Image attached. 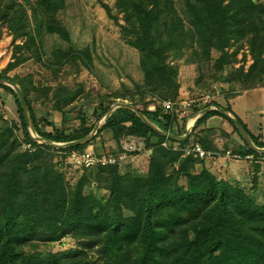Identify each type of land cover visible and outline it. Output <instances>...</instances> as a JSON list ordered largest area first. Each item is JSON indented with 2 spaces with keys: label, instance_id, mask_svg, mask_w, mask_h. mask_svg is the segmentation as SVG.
<instances>
[{
  "label": "trees",
  "instance_id": "trees-1",
  "mask_svg": "<svg viewBox=\"0 0 264 264\" xmlns=\"http://www.w3.org/2000/svg\"><path fill=\"white\" fill-rule=\"evenodd\" d=\"M91 1L103 14L104 27L137 51L141 79L131 87L121 83L119 90L93 94L84 92L79 84H37L32 73L10 76L9 71L28 60L41 63L54 76H63L69 63L76 71L78 61L90 69L91 58L56 17L65 0H0V27L6 28L12 44L11 60L0 69V79L20 87L41 137L54 142L83 138L118 99H127L164 132L170 133L178 124L175 134L182 136L185 114L178 109L163 112L161 103L180 99L177 68L168 57L176 60L184 50H193L196 59H191L200 62L209 61L211 52H216L211 65L212 79L218 80V73L238 61L237 54L246 45L251 62L244 67L243 52L241 64L231 73L238 90L227 98L264 86V0ZM47 36L54 42L49 48L44 46ZM0 88L13 98L18 115V120H7L0 112V264H92L88 251L105 264H264V201L254 197L264 153L252 150L218 110L205 111L190 136L177 141L154 132L132 110L116 107L90 140L55 148L28 137L16 92L8 85L0 84ZM81 95L78 127L47 131L41 126L49 123L46 117L37 118L32 109V103H49L47 107L60 112L66 122L69 105ZM145 98L149 100L145 102ZM150 103L155 104L153 110L147 109ZM212 103L216 104L200 105L204 108ZM88 105L93 109V122L84 110ZM200 105L192 104V111L197 112ZM224 109L238 120L256 147H264V140L254 137L229 105ZM211 115L225 118L240 143L225 140L219 149L214 130L196 131ZM105 132L115 147L102 143V153L93 152L118 154L123 152L121 142L126 137L141 139L143 150L129 153L125 159L147 151L144 173L123 172L122 161L89 166L94 171L81 167L86 169L70 191L56 169L54 152H62L64 157L73 151L81 153ZM194 144L211 155L185 154L184 148ZM229 146L241 157H226ZM219 159L250 162L251 174L242 173L249 176L250 191L235 181L237 175L231 174L227 180L217 174ZM93 175L94 187L90 183ZM64 237L75 239L79 246L62 259L50 250L38 249L40 244H63Z\"/></svg>",
  "mask_w": 264,
  "mask_h": 264
},
{
  "label": "rangeland",
  "instance_id": "rangeland-1",
  "mask_svg": "<svg viewBox=\"0 0 264 264\" xmlns=\"http://www.w3.org/2000/svg\"><path fill=\"white\" fill-rule=\"evenodd\" d=\"M177 8L178 6L176 3V9ZM178 12L180 13V16H183L181 11L178 10ZM56 17L68 28L72 41L79 48L89 52L91 58L90 69L85 67V65H83L80 61L77 63V66H79L81 71L79 76L76 77V80L82 81L84 83L85 89L91 86V88L95 90L98 84L97 77L101 79L102 83L108 82V84H111V88L116 81H120V77L128 80L141 77V72L138 68L137 51L122 43L120 39H116L110 28L104 27L103 20L105 19L103 18V14L91 0H65L64 9L60 10L56 14ZM0 30L1 69L7 64V62L11 60L12 44L11 36L8 34L6 28L3 26L0 27ZM19 42L20 40L15 41V43ZM53 44L54 42H52L51 38L47 36L45 38L44 46L49 48ZM246 51V45H244L243 49H240L237 54L238 61L233 62L231 65L225 67L222 72L218 73V80L212 79L214 70L211 64L213 59L216 57V52H211V59L209 61L202 62L191 59H196L192 56L193 50H184L182 56L176 60L172 59V56L169 55L168 61L173 63L177 68L176 78L179 82L178 97L181 100L184 99L189 101L191 98L197 99L199 97L201 98V96L209 95L211 98L214 97L217 102V97L227 101V99H229L227 96L233 94V91L236 92L238 90V83L231 80V73L233 72L234 68L241 64L240 62H242V53ZM250 62V56L247 55L246 52V60L243 62L244 67L246 68ZM74 67L75 66L70 63L68 66L66 65L68 72L74 71ZM91 70L92 72H89ZM15 72L20 75H26L32 72L33 80L37 84H50V81H48L47 78L54 77L56 80L51 82L52 86L56 85V83L60 81L64 84H71V82L68 81L72 78L71 75L67 76L68 73L63 76L61 74L54 76V74L44 68L41 63L35 62L33 60L24 62L21 64V66L9 71L8 74L12 76ZM71 81H73V79ZM239 98L240 104H242L246 100L247 95L243 93ZM249 103L254 104L255 102H253V99H251ZM258 103L260 105L264 104V102L260 100H258ZM0 104V112H2L3 118H6L7 120H18L16 105L13 101V98L7 97L5 94H3L1 88ZM190 109L191 107H189L188 110H185L184 113L186 118H188L187 125L188 123L191 125L193 123L192 120L195 118L194 116L198 115L195 114L192 116L194 111H191ZM18 134L21 136V133ZM235 136L239 141L240 138L236 133ZM27 146L28 145L24 143L22 147L25 148ZM54 155L55 157L53 158V161L56 164V169L58 172L63 174L66 187H68V189L71 191L76 180L80 174H82V170L86 168L79 167L74 161L70 160L67 155L65 157L64 155L62 156V152H54ZM147 159L148 152L145 151L139 155L128 157L127 161L126 159L123 160L121 162L122 164L120 165V168L123 172L134 171V173H144L147 167ZM262 159V171L259 175L257 190L254 193V197L257 198L258 202L264 201V158L262 157ZM95 169L96 168H91L93 171ZM217 171V174L220 175V177L227 180H230L229 175H237L239 180L235 181H238L240 185L246 187L247 191H250L251 181L249 180V176H246L245 174L242 175L243 172L247 171H249L251 174L252 170L249 161H246L245 163H235L232 160H222ZM95 182L96 178L93 175L90 182L92 187L96 185ZM60 242L63 244H40L38 249L50 250L56 253V257L58 259H62L79 246V242L71 237H64ZM25 249H29V247ZM87 258L93 262L92 264H105L104 260L98 259L91 251H88Z\"/></svg>",
  "mask_w": 264,
  "mask_h": 264
},
{
  "label": "crops",
  "instance_id": "crops-1",
  "mask_svg": "<svg viewBox=\"0 0 264 264\" xmlns=\"http://www.w3.org/2000/svg\"><path fill=\"white\" fill-rule=\"evenodd\" d=\"M19 66H21V65H19ZM79 69H78V71H76V66H75L74 71L68 72L67 76L71 75L72 76L71 80L73 79V81H71L69 79L68 82H71V84H66V85L76 87V85L79 84L82 87V90L84 92L91 91L93 94L96 92H104V90H106L107 88L112 89V90H119L121 83H124L128 87H131L133 82H140V79H141V77H139L137 79H133V80L129 79L128 80V79H124L123 77H120L121 82L116 81L115 84H113L112 88H111L110 87L111 84H108V82L102 83L101 79H99V77H97V81H98L97 88L95 90H93L91 88V86H89V88L85 89L84 83L82 81L76 80V77L79 76V73L81 71V69L80 70ZM89 72H92V70ZM15 73H17V72H15ZM30 73H32V72H30ZM127 77H128V75H127ZM47 80L50 81V85H52L51 82L53 80H56V79L54 77H51V78H47ZM243 93L247 95V98L244 101V103L240 104V100H239L240 98L239 97ZM201 97H203V96H201ZM83 98L84 97L81 95L79 98L75 99L69 105V108H71V109L67 113L66 122L63 121L64 118L60 112H58L57 110H52V109L47 107V104L49 105V103H45V104H40L39 102L32 103V109L35 112L37 118L46 117V119L49 123L46 125L41 123V126L44 125L43 128L47 131H52L53 128H63L64 127L66 129H68L71 127H78L79 126L78 115L80 112L79 110L83 111V109L81 108L80 102L83 100ZM199 98H197V99H199ZM251 99H253V102H255L254 104L249 103ZM148 100H149V98L144 99L145 102H147ZM217 100H218V102L214 99V97H212L209 101L216 103V104L212 103L211 105L219 106L222 108L229 105L232 112L246 126V129L254 137L258 138L259 140H264V104L260 105L258 103V100L264 102V86L254 88L253 90L252 89L245 90V91H243V92H241V93H239L233 97H230L229 99H227V101L222 100L219 97H217ZM116 102L130 104V102L127 99H124V100L118 99ZM251 104H252V106H251ZM154 105H155L154 103L148 104L147 109L153 110ZM202 106L203 105H200L199 110L197 112L193 113L192 116H194L195 114H198V115L194 116L195 118L192 120L193 123L191 125L189 123L187 125V122H188L187 119L188 118H186V116H185V119L182 122V125H183V127H182L183 135L182 136H184L185 133H187V136L185 138L190 136V133H191V130L193 128L195 121L198 118H200L201 115L205 112V109L207 107L202 108ZM251 107H253V108H251ZM210 109L216 110V108H210ZM84 110L89 115V121L93 122L94 117L92 115V110H93L92 106L88 105L84 108ZM190 110L192 111L193 109L191 108ZM229 114H231V113H229ZM179 127L180 126L178 124L173 125L171 127L170 133L173 135H176L175 132H177ZM205 129L214 130V134L212 136L214 139V143L217 144L219 149L222 148L225 140H227L229 143H232V144L236 143V142L240 143L239 142L240 140L238 141V138L235 136V133L232 131L231 124L222 116L211 115V116L207 117L200 125H198V127L196 128V131L205 130ZM221 132H225L227 134V136H221V134H222ZM102 143H103V145H105V147H112V148L115 147L114 142L110 139V134L108 132H105L103 134V138H98L97 142H95L94 144L88 145L83 151H94L95 150L96 152L102 153V151L100 149ZM94 147L97 149H95ZM229 148H231V146H229L227 148V150H230ZM222 160L223 159H221V160L219 159V162ZM217 166H219V165H217ZM232 175H234V174H232Z\"/></svg>",
  "mask_w": 264,
  "mask_h": 264
},
{
  "label": "water",
  "instance_id": "water-1",
  "mask_svg": "<svg viewBox=\"0 0 264 264\" xmlns=\"http://www.w3.org/2000/svg\"><path fill=\"white\" fill-rule=\"evenodd\" d=\"M0 84L8 85L16 92L19 103H20L22 115H23V118H24V121L26 124V130H27L28 137L33 141H36V142H39L42 144H46V145H50V146H53L56 148L75 146V145L83 144L86 141L90 140L94 136V134L96 133V130L102 124L105 117L116 107H125V108L132 110L148 127H150L154 132L158 133L159 135H162L164 137H168V138H171V139H174L177 141H182L187 136V133H185L184 136H179V135H173V134L168 133V132H164V131L160 130L159 128H157L149 119H147L145 117V115H143L133 105L128 104V103L115 102L109 106V108L106 110V112L94 124L92 130L85 137L77 139V140H73V141H68V142H54L50 139H46L44 137H41L36 133V131L33 127L32 121H31L28 106L25 102L24 94H23L22 90L20 89V87L16 83L9 81L7 79H0ZM210 108H216V110H218L222 115L227 117L234 124V126L237 128V130L239 131V133L241 134V136L243 137V139L245 140L247 145L252 150L257 151L259 153H264V147H262V148L256 147L254 145V143L252 142L247 131L242 127V125L237 121V119L235 117H233L231 114H229L228 111H226L222 107L215 106V105L208 106L205 109V111L210 110Z\"/></svg>",
  "mask_w": 264,
  "mask_h": 264
},
{
  "label": "built area",
  "instance_id": "built-area-1",
  "mask_svg": "<svg viewBox=\"0 0 264 264\" xmlns=\"http://www.w3.org/2000/svg\"><path fill=\"white\" fill-rule=\"evenodd\" d=\"M211 97L209 95H204L203 97L196 99L191 98L189 101L187 100H181L178 101H172L170 99L164 100L161 103L163 112L172 111L173 109H181L182 113H185V110H188L189 107H191L192 104L200 105L206 104ZM154 109V107H153ZM164 144V143H163ZM143 141L141 139L135 138L133 136H128L121 142V148L123 152L118 154H95L93 151H83L81 153L78 152H71L68 158L70 160L74 161L79 167H89L93 165H101L106 166L110 164H119L121 161H123L127 154L132 152H140L143 150ZM185 154H191L194 157H203V156H210L211 152L208 150L203 149L199 144H194L190 147L184 148ZM226 157H232V158H240L241 156L235 153H232L230 150L225 151ZM245 158L250 159V155H246Z\"/></svg>",
  "mask_w": 264,
  "mask_h": 264
}]
</instances>
